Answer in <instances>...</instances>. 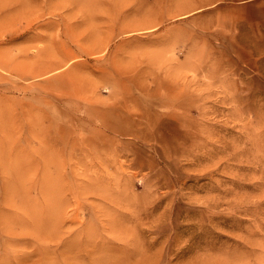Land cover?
<instances>
[{
	"label": "rangeland",
	"instance_id": "rangeland-1",
	"mask_svg": "<svg viewBox=\"0 0 264 264\" xmlns=\"http://www.w3.org/2000/svg\"><path fill=\"white\" fill-rule=\"evenodd\" d=\"M0 264H264V0H0Z\"/></svg>",
	"mask_w": 264,
	"mask_h": 264
},
{
	"label": "bare ground",
	"instance_id": "bare-ground-1",
	"mask_svg": "<svg viewBox=\"0 0 264 264\" xmlns=\"http://www.w3.org/2000/svg\"><path fill=\"white\" fill-rule=\"evenodd\" d=\"M2 165L5 166L6 165V162H2Z\"/></svg>",
	"mask_w": 264,
	"mask_h": 264
}]
</instances>
